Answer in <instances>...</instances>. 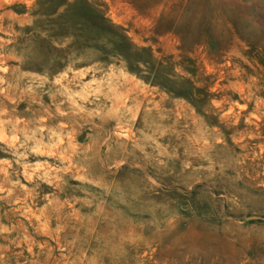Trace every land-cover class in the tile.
<instances>
[{
    "label": "rangeland",
    "instance_id": "obj_1",
    "mask_svg": "<svg viewBox=\"0 0 264 264\" xmlns=\"http://www.w3.org/2000/svg\"><path fill=\"white\" fill-rule=\"evenodd\" d=\"M0 264H264V0H0Z\"/></svg>",
    "mask_w": 264,
    "mask_h": 264
},
{
    "label": "trees",
    "instance_id": "obj_2",
    "mask_svg": "<svg viewBox=\"0 0 264 264\" xmlns=\"http://www.w3.org/2000/svg\"><path fill=\"white\" fill-rule=\"evenodd\" d=\"M102 24V27H104V23L102 22L101 23ZM193 90L194 89H192V90H188V94L186 93H183L182 94V92H180L178 95H179V97H183V98H185V99H187V100H190L191 99V95H192V92H193ZM196 91V90H195Z\"/></svg>",
    "mask_w": 264,
    "mask_h": 264
}]
</instances>
